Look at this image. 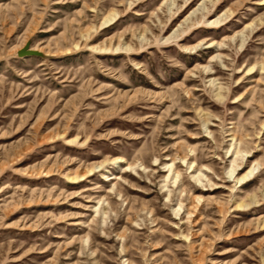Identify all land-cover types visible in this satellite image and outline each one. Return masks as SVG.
I'll return each instance as SVG.
<instances>
[{
	"label": "rangeland",
	"instance_id": "1",
	"mask_svg": "<svg viewBox=\"0 0 264 264\" xmlns=\"http://www.w3.org/2000/svg\"><path fill=\"white\" fill-rule=\"evenodd\" d=\"M0 264H264V0H0Z\"/></svg>",
	"mask_w": 264,
	"mask_h": 264
},
{
	"label": "water",
	"instance_id": "2",
	"mask_svg": "<svg viewBox=\"0 0 264 264\" xmlns=\"http://www.w3.org/2000/svg\"><path fill=\"white\" fill-rule=\"evenodd\" d=\"M39 52L29 51V46H26L19 52L20 57H27V56H39Z\"/></svg>",
	"mask_w": 264,
	"mask_h": 264
}]
</instances>
